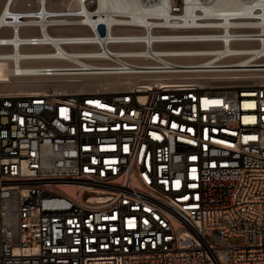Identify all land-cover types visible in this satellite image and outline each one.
I'll use <instances>...</instances> for the list:
<instances>
[{"label": "built area", "instance_id": "built-area-1", "mask_svg": "<svg viewBox=\"0 0 264 264\" xmlns=\"http://www.w3.org/2000/svg\"><path fill=\"white\" fill-rule=\"evenodd\" d=\"M75 1L12 77L122 81L0 91V264H264V1Z\"/></svg>", "mask_w": 264, "mask_h": 264}, {"label": "bare ground", "instance_id": "bare-ground-1", "mask_svg": "<svg viewBox=\"0 0 264 264\" xmlns=\"http://www.w3.org/2000/svg\"><path fill=\"white\" fill-rule=\"evenodd\" d=\"M258 2L264 1V0H256ZM30 3L29 5L35 6L37 4L36 10L32 11V14H20V15H10L3 19L4 16L2 14L6 13L5 11L10 8L13 9H22L24 8L25 11L23 13H26L27 3ZM27 3H24V5L20 8L15 7V0H0V43L2 42H11L13 45H5L0 46V91H9V90H33V91H40L43 89V87H52V88H58L60 91L67 92V89L65 88L67 85H71L78 82L79 79H74L75 77L69 76L67 72H64L63 74H66L68 76H51L48 77L50 79H55L53 83L50 84H42V87L33 89V88H27L22 87L21 84L13 86L10 84L11 80H17L13 78L14 69H18L19 71L24 70L25 72L32 71L37 67H53V69H66L68 64L63 61L59 60H51L47 59L49 57V50H46L43 47H36V46H18L19 39H20V33H25V25L27 24H39L41 20L46 18V20L49 21H56L57 20V8L60 6H50V3H53L54 0H30ZM75 0H69L67 1L66 5L68 7H74ZM97 6L99 8H102L104 10L109 11H124L129 12L130 9H137L138 8V2L136 0H95ZM64 2H61L63 4ZM217 5L230 8L239 6L240 3L238 0H219ZM26 7V8H25ZM3 11V12H2ZM2 13V14H1ZM1 25H5V28L2 29ZM4 34L6 35L7 40L4 39ZM197 45V44H196ZM203 45V44H198ZM183 47H189L193 46V44H183L181 45ZM20 55L27 56L28 58H39L38 60H21ZM241 58L230 60V62H235L240 60ZM180 63H189V62H180ZM90 64L94 68L92 72H90L91 76L93 75H100L98 78H104V80L101 82L96 83L94 86L95 89H103L104 87H108L109 85H116V79H114V76H110L105 74L103 70H99L98 68H103L101 65L103 63L91 60ZM234 65V64H232ZM72 75V73H70ZM104 76V77H103ZM85 77V76H84ZM109 77V78H108ZM83 78V77H82ZM107 78V79H105ZM111 78V79H110ZM120 78L121 77H115ZM118 79V80H120ZM127 81H129L131 78L126 77ZM122 81V80H121ZM15 82V81H14ZM120 82V81H119ZM118 83V81H117ZM44 85V86H43ZM85 87V86H84ZM82 87V88H84ZM93 87V86H92ZM91 86L89 87V89ZM92 88V90L94 89Z\"/></svg>", "mask_w": 264, "mask_h": 264}, {"label": "rangeland", "instance_id": "rangeland-1", "mask_svg": "<svg viewBox=\"0 0 264 264\" xmlns=\"http://www.w3.org/2000/svg\"><path fill=\"white\" fill-rule=\"evenodd\" d=\"M28 1L30 0H15V7L17 8H20L24 5V3H27ZM67 1L69 0H54L53 3H50V6H59L61 5V2H64V4L67 3ZM66 2V3H65ZM30 4L29 2L27 3V5ZM37 6V4H35ZM100 75H89V76H85V77H79V78H74V79H79L78 82H76L73 86V84L71 85H67L65 88L67 89V92L71 91V90H76V89H81L82 87H84L85 89L88 88L91 86L90 89L94 88V86L96 85V83L98 82H102L104 80V78H98ZM104 77V76H103ZM109 78V77H108ZM107 79V78H105ZM111 79V78H110ZM116 79V85L119 83V81L121 82V79L120 78H115ZM120 79V80H118ZM15 81V82H14ZM53 81H55V79H50L48 77H26V78H23V79H17V80H11L10 81V84L13 85V86H16V85H19L21 84V86L23 87H27V88H33V89H36V88H39V87H42L41 85L42 84H50V83H53ZM118 81V83H117ZM43 85V86H44ZM93 86V87H92ZM43 88H46V87H43ZM93 90H97V89H93ZM101 90V89H99ZM33 91V90H32Z\"/></svg>", "mask_w": 264, "mask_h": 264}]
</instances>
